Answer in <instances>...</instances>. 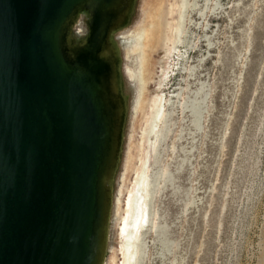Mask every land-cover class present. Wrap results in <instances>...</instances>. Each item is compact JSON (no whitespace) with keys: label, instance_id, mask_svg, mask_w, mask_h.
Wrapping results in <instances>:
<instances>
[{"label":"rangeland","instance_id":"374dc122","mask_svg":"<svg viewBox=\"0 0 264 264\" xmlns=\"http://www.w3.org/2000/svg\"><path fill=\"white\" fill-rule=\"evenodd\" d=\"M145 2L132 0L108 31L124 112L101 264L112 256L115 264H264V0H165L169 39L151 54L154 99L133 115L136 89L124 68L134 63L121 36ZM85 23H72L76 39L89 35ZM144 192L147 217L133 226Z\"/></svg>","mask_w":264,"mask_h":264},{"label":"water","instance_id":"95a60500","mask_svg":"<svg viewBox=\"0 0 264 264\" xmlns=\"http://www.w3.org/2000/svg\"><path fill=\"white\" fill-rule=\"evenodd\" d=\"M85 1L0 0V264H93L106 119L61 49Z\"/></svg>","mask_w":264,"mask_h":264},{"label":"bare ground","instance_id":"6f19581e","mask_svg":"<svg viewBox=\"0 0 264 264\" xmlns=\"http://www.w3.org/2000/svg\"><path fill=\"white\" fill-rule=\"evenodd\" d=\"M131 2L132 0H120L119 4L116 5L114 2L111 3L105 1L102 3H95L92 2V0H88L81 3L75 8L74 12L69 18V22L67 24L65 34L63 35L61 44L62 54L66 64L76 74L85 76L97 90L98 99L100 100V103L101 101L103 102V114L106 119L103 130L106 137L105 141L107 154L105 170L101 176L103 190L101 223L99 228L96 230V251L93 258V264H101L103 260L106 242V229L108 226L106 224H108V210L110 208V199L112 195V177L119 148L120 127L124 112V101L119 85V68H117L118 56L113 44L109 40L108 34L105 37L104 33L106 29L107 31H110L124 23L130 7H132ZM164 2L165 0H146L145 6L142 10V16L139 21L132 29L128 30L121 36V39L126 40L128 43V46L123 49L124 52H122V54L124 55V58L129 59L130 62L134 63V67H130V64L129 66L126 65L124 68L126 78L135 86L134 89H136V92L133 91L136 93H133V95L135 94V100L132 107L133 115H137L139 112H143L145 109L148 111V108H150L154 99L153 97L148 99L147 94L148 85L153 74L150 67L151 54L159 44H161L162 48L166 51L169 39L168 29L170 21L167 23L165 29L163 26L164 23L162 22V16L164 14ZM192 3V6L195 7V2ZM190 4L191 3H189V6ZM171 7L172 6L170 4L167 7V14L169 17H172L170 15ZM80 16H83L86 22L85 26L89 31V36L83 39H76L72 34L71 25L74 21L76 22ZM146 115L147 114H145V119ZM125 119L126 118H124V120ZM132 161V154L128 152L124 170L121 175V182L124 181L127 171L131 168ZM120 193L121 189L118 190L116 198L117 206L120 203ZM126 196H128V192ZM147 208V195L146 192H144L143 196L139 197L138 201H136L134 204V214L131 221L133 226L136 224L139 225L140 221H142V223L145 222L147 217ZM123 214L124 208L119 217V230ZM134 252L136 253L137 251L134 249L133 254ZM112 253L113 250L111 255ZM108 264H115L114 256L109 258Z\"/></svg>","mask_w":264,"mask_h":264}]
</instances>
